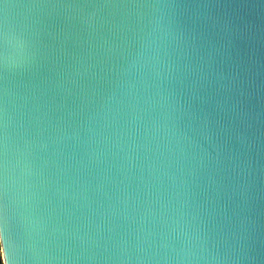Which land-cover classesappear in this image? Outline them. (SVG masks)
Returning a JSON list of instances; mask_svg holds the SVG:
<instances>
[{"label": "water", "instance_id": "1", "mask_svg": "<svg viewBox=\"0 0 264 264\" xmlns=\"http://www.w3.org/2000/svg\"><path fill=\"white\" fill-rule=\"evenodd\" d=\"M0 237L264 264V0H0Z\"/></svg>", "mask_w": 264, "mask_h": 264}, {"label": "snow or ice", "instance_id": "2", "mask_svg": "<svg viewBox=\"0 0 264 264\" xmlns=\"http://www.w3.org/2000/svg\"><path fill=\"white\" fill-rule=\"evenodd\" d=\"M3 250H4L3 239L2 237H0V252H2ZM3 261H4V264H8L6 252L4 253Z\"/></svg>", "mask_w": 264, "mask_h": 264}, {"label": "clouds", "instance_id": "3", "mask_svg": "<svg viewBox=\"0 0 264 264\" xmlns=\"http://www.w3.org/2000/svg\"><path fill=\"white\" fill-rule=\"evenodd\" d=\"M4 245V244H3ZM0 264H3V261H0Z\"/></svg>", "mask_w": 264, "mask_h": 264}]
</instances>
